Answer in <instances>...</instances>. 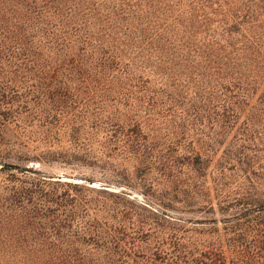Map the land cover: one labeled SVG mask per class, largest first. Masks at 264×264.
I'll return each instance as SVG.
<instances>
[{"label":"trees","instance_id":"obj_1","mask_svg":"<svg viewBox=\"0 0 264 264\" xmlns=\"http://www.w3.org/2000/svg\"><path fill=\"white\" fill-rule=\"evenodd\" d=\"M13 105L68 143L33 160L129 169L161 210L0 164V264H264V0H0V151Z\"/></svg>","mask_w":264,"mask_h":264},{"label":"rangeland","instance_id":"obj_2","mask_svg":"<svg viewBox=\"0 0 264 264\" xmlns=\"http://www.w3.org/2000/svg\"><path fill=\"white\" fill-rule=\"evenodd\" d=\"M14 109H18L19 114L16 117V121L12 124H8L5 127V136L10 141V146L5 147L4 151H0V164L12 165L15 167L30 169L31 171H39L42 175L46 177H51V181H60L65 183H70L73 185H79L83 187L82 197L87 201H96L101 204L104 200L101 195L97 192L99 190H106L109 193H114L118 196H125V201L129 204L151 207L154 210H161L155 202V198L150 196H144V189H147L149 181L146 183L145 187L139 183L138 180L131 177V170L127 169L128 180L124 181L118 177H115L112 172L107 169L100 170L97 168H89L84 166H66L60 163H48L43 164L38 160H33L32 158L38 155L40 152L44 151L50 147V149H67L68 143L66 139H62L61 143L58 145L53 141V147L49 143L40 142L39 139L42 138L43 129H38L37 126H32L31 129L25 125L36 124L32 121L31 117H28L26 113V106L29 109L35 108V105H13ZM25 107V108H24ZM15 115V114H14ZM41 140V139H40ZM20 159V160H19ZM120 163V162H119ZM123 164L125 165L126 162ZM127 167H131V163L127 164ZM15 172L13 169H10ZM24 174L27 179H35L38 176L30 171H26ZM91 179V181H89ZM5 177L0 173V184L4 183ZM123 194V195H122ZM122 197V198H123ZM175 211H170V215L174 218H182L184 220H190L192 223L184 225L186 229L197 230V232L202 233L211 229V224H207L210 219L214 218L218 222V228L221 230V216L209 214H186L182 212L178 206L174 207ZM196 223V222H200ZM190 236H193V240L200 241L204 240V236H200L198 233L191 232Z\"/></svg>","mask_w":264,"mask_h":264}]
</instances>
